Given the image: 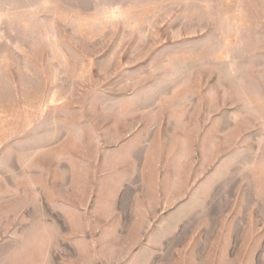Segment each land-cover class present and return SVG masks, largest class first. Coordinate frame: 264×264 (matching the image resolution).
I'll return each instance as SVG.
<instances>
[{
    "label": "rangeland",
    "instance_id": "rangeland-1",
    "mask_svg": "<svg viewBox=\"0 0 264 264\" xmlns=\"http://www.w3.org/2000/svg\"><path fill=\"white\" fill-rule=\"evenodd\" d=\"M0 264H264V0H0Z\"/></svg>",
    "mask_w": 264,
    "mask_h": 264
}]
</instances>
